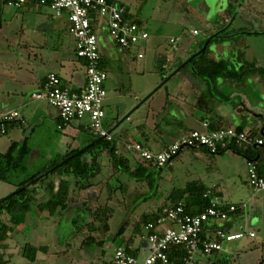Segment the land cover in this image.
<instances>
[{"label":"rangeland","instance_id":"obj_1","mask_svg":"<svg viewBox=\"0 0 264 264\" xmlns=\"http://www.w3.org/2000/svg\"><path fill=\"white\" fill-rule=\"evenodd\" d=\"M118 1L129 7L130 12L137 18L133 19L134 21L139 20V23L145 29H148L150 39L132 47V53L138 54L139 51H142L144 58L139 60L130 57L129 67L124 62L123 53L108 38V26L102 20L100 32L104 38L106 37V40L103 41L104 44L102 43L103 45L101 44L100 48L105 54L104 63L108 73L105 82L107 90V96L104 100L105 125L108 130H112L117 143L123 132L128 135L127 138L130 142H141L155 151H160L162 149L161 145L166 144L167 146L178 140L182 135L176 136L171 131L169 124L162 119L163 114L157 117V124L154 125L157 126V131L145 127L146 123L150 121L154 124L157 114L168 100V93L176 99L177 92L186 86L184 80L189 79L190 74L193 76V67H197L196 63L199 64L205 57L208 58L213 45L227 39L232 43L240 42V39H242L241 34L243 35L244 32L239 33L238 30H235L236 32L230 33L229 31V33L223 34V27H220L217 32L209 35L205 28V19L201 16L205 9L202 0ZM246 1H232L234 6L232 5L229 11L232 16L236 15L235 6H241L243 3L246 5L250 3L254 10L260 11V16L264 15V0ZM41 9L42 11L37 12L26 11L23 32L20 29L15 39L16 44H13L14 52L23 55L31 53V56H33L35 52H43L41 48L44 45L49 47V44L51 45L55 40L51 25H55L58 29L60 19L56 17L55 11L50 7H42ZM254 10L251 12L257 16ZM6 11L13 14L15 9L6 6ZM179 14L187 15V18L184 21L178 20L179 23H174L172 20L178 18ZM49 17H52V19L49 20ZM21 20L22 16L19 20L14 21L16 23L13 25L20 26ZM233 20L235 18H232V22H234ZM260 20H264V17H260ZM214 21L222 22L224 20L223 17H216ZM249 21H251L250 25L252 27L257 25L256 22H253V18H249ZM234 24L237 28V21ZM70 25V22L67 21V27L61 33L67 42H71L73 48V43L76 42L69 29ZM219 26L221 25L219 24ZM260 26V28H256L259 30L251 31L252 35L247 40L262 49L264 48V33L259 31L264 29V25L260 24ZM195 28L200 31L197 36L193 35V30L191 31ZM157 34L169 37L163 40L162 49L154 44ZM256 34L259 36H255ZM177 35L182 38L179 42L181 47L190 45L193 49L196 46L198 47L199 41H204L207 35H209L208 40L214 39L204 57L196 56V63L189 62L176 77L161 86L129 118L124 120L126 114L162 83L165 75L168 76L172 73V66L166 70L161 69V58L158 53H166L165 47L169 43L170 37ZM215 36L225 38L221 40V38H215ZM208 40L205 41V44ZM26 51L28 52L25 54ZM49 52L51 51L45 48L44 53ZM190 54L188 55L184 49H178L172 51L171 56L173 60H176L178 56L188 59L192 55ZM17 63L19 64L20 61ZM17 63L13 62L7 65L8 70H16V73H19L20 67H23V70L26 67L29 69L24 60L22 63L24 65L20 64L18 66ZM217 80L211 82L210 85H212L215 94H220L219 87L216 85ZM7 85L9 84L5 85L3 80H0V90L6 89ZM25 89H27L25 93H29L31 88L26 87ZM189 93L188 101L192 102L194 93L191 90ZM210 93L212 91L208 90L206 92V99H208ZM28 98L29 101L32 100L31 96H28ZM172 102H174L173 99ZM231 103H233V100ZM46 108L56 109L50 107L47 103ZM257 120L263 126V120ZM81 121L84 123L89 122L87 118L81 119ZM78 123L75 120L73 126H77ZM29 125L27 124L24 128L18 129L19 136L2 133L0 130V151H6L13 139H18L21 142L22 137L28 138L31 149L25 158L24 169L20 167L9 172L8 181L0 180V197L8 196L14 192L17 184L25 176L37 173L46 165L49 159L63 156L68 150L78 147L84 148L90 141L98 138L91 129L82 130L79 135L74 133V127L59 129L55 121ZM139 125L145 127L146 135H143L139 130ZM261 128L255 126L243 127L246 131L252 130L255 137L264 139ZM190 131L187 128L183 134ZM155 137L158 141L154 140ZM252 146L245 145L241 149L246 150L248 147L252 148ZM261 148L260 146L259 149ZM95 150H98V148ZM118 150L120 154L124 153L123 150ZM86 155L89 157L90 153ZM101 156H103L101 157L103 170L101 175L93 181L94 184L81 189L74 186L72 196L75 202H78L77 205L73 203L67 210L62 211L60 209L55 214L50 215L47 210H41L39 205L35 207L37 205L35 204L33 209L27 213L24 223L18 225L11 232L6 242L7 247L2 248L6 257L10 259V264H106L107 262L109 264L115 247L120 245L125 238H129L131 234L132 236L136 235L135 225L136 222L142 220L143 214L156 211L157 202L162 203L164 195L175 188H183L188 182L192 181L208 186L218 194L221 200L238 206L245 204L244 209L232 215L234 220L233 231L255 232L254 237L245 235L240 239L224 241L221 250L211 256L200 257L199 264H212L219 259L226 260L229 264H264V191L254 192L249 185V162L242 155L236 154L230 149L223 154H218L210 152L204 146H185L173 159L171 168L168 166L162 170L152 169L151 174L155 179V183L160 184L159 192L155 188H151L147 181H138L127 172L120 171L113 164L106 151ZM126 157L130 158L134 165L137 164V157L132 151L126 152ZM262 164L264 167V162ZM109 214L110 218L108 217ZM3 218L6 219V217ZM106 219L108 227H105ZM89 222H91L90 225H88ZM123 222H125V232L118 234ZM26 242L44 248L38 252L37 261L29 262L22 256L23 246ZM140 245L141 250L137 257L142 260L148 254L149 249L146 237L140 239Z\"/></svg>","mask_w":264,"mask_h":264},{"label":"crops","instance_id":"obj_2","mask_svg":"<svg viewBox=\"0 0 264 264\" xmlns=\"http://www.w3.org/2000/svg\"><path fill=\"white\" fill-rule=\"evenodd\" d=\"M232 1H235V0H202V2L204 3L203 6L205 9L202 12L203 15L201 16L205 19V23H206L205 28L209 35L217 32L218 28L224 27L221 21L220 22L214 21L216 17H223L225 19L224 23L227 24V26H225L224 28L226 31L228 30V33L229 31L230 33L233 31L236 32L235 30H238L239 33L244 32L243 35L241 34L242 39H240V42L232 43L231 41H229V39H227V40H223L213 45L212 46L213 49L208 54V58L214 61H221V60L227 61L230 69H232L233 71L240 72L243 68V70H245L246 73H244L243 76L241 77L239 76L236 78L235 77L219 78L216 82V85L219 87L218 89L220 90V94H217V93L215 94L213 92L214 90H212V85L208 84V82H206L204 79L196 76L194 73H192L193 76L190 74L189 79L184 80V82H186V86H184L177 92L178 95L175 96L176 99L172 98L171 97L172 95L168 93V96H169L168 100L164 103L162 110L157 114L156 121H154V124H152L149 121V123H146L145 127L147 126L150 129L157 131V126L155 127L154 125L157 124V119H158L157 117L160 114H163L162 119H164L165 122L169 124L171 131H173L176 134V136L183 135L184 131L187 130V128H189V130L201 128L202 122L204 121H210L211 125H214L215 127H227V126H235V127L255 126L258 128L262 127L261 132L263 130L262 133L264 134V75L263 74L261 75L259 72H256V71L255 72L250 71L251 68H257V69L259 68L262 71H264V48L262 49L258 48V46H256L255 44H252L251 41L247 40V38L252 35L251 31L259 30L256 28H260L261 27L260 24L264 25V20H260V17H264V15L260 16L261 15V13H259L260 11L256 9L254 10L250 6V3H248L247 5L243 3L241 6H238V5L235 6L236 15L232 16V14L229 13L228 11V8L232 4ZM245 2L247 1L245 0ZM214 5L216 8L214 7ZM6 6L14 8L15 9L14 13L11 14L12 12H7ZM42 7H50V6L47 4L43 5L40 3L32 2L20 8H17V7L11 6L8 3H5L3 0H0V80H3L5 85L7 83L9 84L6 86V89L0 90V112H6L9 110H18L22 113L23 118H24L23 122H20L18 124H11L9 127H7V131H3L2 129L4 128L0 126V130L2 133L15 134L16 136H19L20 132L18 131V129L24 128V126L27 124H30L29 126H32L33 124H38L40 122L46 123L49 121H55L57 122V126H58L61 123L57 109L55 110L51 108L47 109L46 103L50 107H53L52 105H50V103L47 100L35 99V98H32L31 96V94L34 91H36L42 86L43 82L46 79V76L50 72L57 73L62 78L63 83L73 90L81 89L86 83V74H85V63L86 62L84 59L79 58L76 55L75 43H73V48H72L71 42H67L66 38H64V36L61 33L67 27L66 26L67 21L69 22L66 12L62 16H56L58 17V19H60V24L58 26V29H56L55 25L53 26L51 25L52 27L51 30H54L52 32L53 33L52 35L53 37H55V40L53 41L51 45L49 44V47H47V45H44V47L41 48L43 52L41 53L35 52L33 56H31V53H28V55H23V54L16 53V51L15 52L13 51L15 50L13 48V44L14 43L16 44L15 39L17 38L18 32H20V29L23 32L22 28L25 24L24 16L26 15V11H36V12L42 11L41 9ZM253 10L257 13V16H255L253 12H251ZM20 16H22L21 25L20 26L18 25L19 27L13 25L14 23H16L14 21L19 20ZM129 17L132 19H137L131 12L129 13ZM50 18L52 19V17H49L48 19L50 20ZM186 18H187V15L179 14V17L175 18L172 21L174 23H179L178 20L184 21ZM232 18H235V20H233L235 23L237 21V25H238L237 28L234 22H232ZM249 18H253L254 20L253 22H256L257 25H254L252 27L250 25L251 21H249ZM101 24H102V21L100 22L99 29H98V37H99L100 46H102L104 44L103 41L106 40L105 39L106 37L104 38V36L100 32ZM219 24L221 26H219ZM146 30L148 31V29ZM192 30L194 29H191V31ZM263 30L264 29H261L259 32L262 31V33H264ZM199 33L200 31L198 30V34H193V35L197 36L199 35ZM209 35H207V37ZM108 36H109V33H108ZM255 36H259V35L256 34ZM108 38L111 39L113 43L115 44V46L120 49V52L123 53L122 56L124 58V62L127 63V65L130 61L129 60L130 57H132L131 59H139V60L144 58V57L138 58L136 53H132L131 51L132 48H128V49L122 48L110 36ZM155 38L156 39H155L154 44L156 46L158 45L157 47L162 49L163 40L169 37H165L160 34H157ZM171 38L178 39L176 47L171 48V45L169 42L167 46L165 47L166 53L159 52L158 56L162 59V63L167 62L166 58L168 59V62H167L168 66L166 69L172 66L173 67L172 73H173L187 59L183 56H178L176 60L175 59L173 60L171 56L172 51H175L178 49H182V50L184 49V51H186L188 55L190 54L189 52H192L191 54H193L201 49L200 46L203 41H199L198 47L196 46V48L193 49V47L190 45L181 47V43L179 42H181L182 38L180 35L171 36L170 39ZM45 48L49 49L51 52L44 53ZM27 52L28 51H26L25 54ZM101 54H102V62H103L102 65L104 69L106 70L105 63H104L105 54L102 51H101ZM113 55H114V52H113ZM23 60L25 63L28 64L29 69L26 67V69L23 70V67H20L19 73H16V70L14 71H12L11 69L8 70L9 67L7 65H9L10 63L12 64L13 62L17 63L18 61H20L19 64L17 63L19 66L20 64L23 63ZM186 65H184L173 76L166 79V82L163 85H165L169 80L173 79V77H176V75ZM166 69H163V70H166ZM170 75L168 76L165 75V76L169 77ZM216 85L215 87L217 88ZM26 87L31 88L29 89L30 90L29 93H25L27 90L25 89ZM190 90L194 93L192 102L188 101V95L190 94L189 93ZM208 90L210 92L212 91V93H210V95L208 96V99H206L205 96ZM28 96H31L32 98L31 101H29ZM172 99L174 100V102H172ZM232 100H233V103H231ZM174 107H176V109H174ZM137 109H135L134 111H136ZM133 112L129 115V117L133 114ZM251 112H253L256 116L254 117L253 115H251ZM257 119L263 120V126L259 123ZM77 121L79 122L77 126H73L74 124V121H73L69 125L63 126V128H59V127L58 128L63 130L67 127H74L73 130L76 135H79L82 130L90 129V127L88 126L89 122H86L87 123L86 124L82 122L81 120H77ZM104 125H105V121H104ZM141 128H139V130L143 132L142 131L143 128L142 129ZM127 136L128 135H126V133L122 132L120 135V139L117 143L118 154H120L118 149L123 150L124 153L121 155L125 157H126V152H129L126 149V145L128 143H131L128 140ZM24 140L27 141V145L29 146L28 138L22 137L21 142H23ZM154 140L158 141L156 137L154 138ZM13 141L20 142V140L18 139H13L9 143L6 151L8 150L9 146L11 145ZM90 143L91 141L88 144ZM161 147L162 149L165 148L166 144L161 145ZM261 147L262 148L260 149L259 165L261 167V170L264 171V167L262 166L263 165L262 163L264 162V143L263 145H261ZM6 151H0V152L4 153ZM248 162H249V168H250L251 161L248 160ZM172 165H170V168L172 167ZM160 170H162V168H160ZM38 191H41L40 188L38 189ZM216 198L221 203L227 202V201L221 200L219 196H215V198L213 199H216ZM76 203L78 202H75L74 204ZM157 203H158L157 204V207H158L161 204V202L159 201ZM245 207H243L242 209H244ZM27 215L28 214H26L25 219ZM231 220H232L231 230L233 231L234 220L232 216H231ZM143 237H146V236L145 235L144 236H139V235L132 236L131 234V236H129V238H125L124 241L120 245H124V246L127 245L130 249L134 251L136 255H138L141 250L140 239ZM117 247H115V249ZM112 259L110 260L109 264H112ZM217 262H219L220 264H229L228 261L222 260V259L217 260ZM106 264H108V262Z\"/></svg>","mask_w":264,"mask_h":264},{"label":"built area","instance_id":"obj_3","mask_svg":"<svg viewBox=\"0 0 264 264\" xmlns=\"http://www.w3.org/2000/svg\"><path fill=\"white\" fill-rule=\"evenodd\" d=\"M32 2L49 5L56 16L67 13L71 24L70 31L76 42V55L86 62V83L81 89H71L63 83L57 73L50 72L42 86L31 94L32 98L45 99L58 110L61 121L59 128L75 120L87 118L89 127L96 136L107 140L115 139L104 125V100L107 96L105 82L108 73L101 66L99 25L103 20L108 26L109 36L126 49L147 42L150 38L149 32L130 18L128 6L117 0H9L8 4L20 8ZM192 33L198 34V30L194 29ZM177 41V38L169 40L171 48L176 47ZM137 57L143 58L144 53L139 51ZM166 61L168 62L167 58ZM167 62L162 63L163 69L167 68ZM6 121L23 122L24 118L18 110L0 112V122ZM263 143L264 139L255 137L252 130L246 131L235 126L212 128L210 121H204L201 128L183 134L160 151H155L141 142L128 143L126 149L132 151L147 167L164 168L172 165L173 159L185 146H204L212 153H219L232 150L233 147ZM248 183L254 192L264 191V174H261L252 162ZM242 207H245V204H242ZM236 209L235 204L222 207L217 198L212 199L211 204L198 214H189L182 202L165 207L157 218V223L151 222L146 226L148 254L141 260L126 246L120 245L114 251L112 264H179L169 255V251L175 247L185 251L182 264H199L200 257L210 256L221 250L224 241H233L245 235L255 236L254 231L228 232L213 228L214 223L230 220V214ZM206 227L207 234H213L214 238L201 239L200 235Z\"/></svg>","mask_w":264,"mask_h":264},{"label":"trees","instance_id":"obj_4","mask_svg":"<svg viewBox=\"0 0 264 264\" xmlns=\"http://www.w3.org/2000/svg\"><path fill=\"white\" fill-rule=\"evenodd\" d=\"M3 1L8 3L9 0ZM232 5L233 4L229 6L228 11H230ZM223 20L225 21L224 18ZM224 21L221 23H223L224 26H227ZM136 22L139 23L138 20H136ZM222 33H228L224 27ZM215 38H221L222 40L225 37L215 36ZM213 39L214 38L208 40L207 37L202 42L200 48H202L205 45V41L208 40L205 50L197 56L204 57L205 52L208 50V47L210 46V43ZM195 58L192 60V62L196 63ZM102 63L101 66L103 67ZM195 65L197 67H193V73L196 76L204 79L209 84H211V82H215L219 78H236L239 76L241 77V75L246 73L243 68L240 72L233 71L230 69L227 61H214L206 57L201 61V63H196ZM161 69L163 70L162 59ZM250 71H256L261 75H264V71L259 68H251ZM167 78L168 77L165 76L164 80ZM18 123L20 122L6 121L2 123L0 122V126L3 127L5 131H7V127H9L11 124ZM211 126L212 128H220L215 127L214 125ZM141 127L143 128V135H146L145 128L143 126H140V128ZM238 128L243 129L241 126H238ZM99 138L100 137H98L96 140H92L91 143L86 145L84 148L68 150L63 156L49 160L46 165L37 173L25 176L24 179L17 184V188L14 192L8 196L0 198V264H10V259L6 257L5 253L2 251V248L7 247L6 242L9 239L11 232H13L18 225L24 223L26 214L33 209L34 205L37 204L35 207L39 205L41 210H47L50 215L55 214L60 209L65 211L70 208L71 205L75 203L74 197L72 196L74 186L78 188L80 187V189L88 188L89 186H92L94 184L93 181H95V179L101 175L103 170V163L101 161V157L103 156L101 155L105 151L108 153L113 164L120 171L127 172L138 181H147L151 188H155L156 191L159 192L160 184L157 182L155 183V179L151 174V171L154 168L147 167L138 159L136 162L137 164L134 165L130 158L118 154L117 141L115 139L107 140L104 138L98 140ZM260 146L261 145H253L252 148L248 147L246 150H242V147H233L232 150L251 161L253 164H255L258 171L261 174H264V171L261 170L259 165ZM96 148H98V150H95ZM29 152L30 148L27 145L26 140L23 142L13 141L6 152H0V180L8 181L9 172L20 167L24 169V161ZM89 153L90 155L88 157L86 154ZM39 188L41 191H38ZM215 196H218V194L214 190L202 183H196L195 181L188 182L183 188H175L162 197V203L157 207L156 211L143 214L142 220L138 223L136 222L135 234L139 236H147L148 232L146 230V226L151 222L156 224L157 218L160 216L163 208L165 207L174 206L182 202L189 214H198L211 204V201L213 198H215ZM230 204L233 203L223 202L222 207L226 208ZM235 205L237 206V209L230 214V217L232 214L238 213L243 208L242 204L239 206L237 204ZM84 209L86 210V208ZM3 217H6L7 220ZM108 217H111L110 214ZM231 221L232 220L230 219L225 222L212 224V226L213 228H221L222 230L228 232H235L231 230ZM105 223V227H108L107 219ZM90 224L91 222L88 223V225ZM152 231H154V229ZM124 232L125 222H123V224L120 226L118 234ZM200 237L202 240H210L214 238L213 234H207V227L202 231ZM126 247L130 252L134 253V251L127 245ZM43 249V247H38L30 242H26L23 246L22 256L29 262H35L37 261L38 252ZM184 254L185 251L180 247H175L169 251L170 257L176 260L179 264H182V257ZM216 263L217 262H214L212 264Z\"/></svg>","mask_w":264,"mask_h":264},{"label":"water","instance_id":"obj_5","mask_svg":"<svg viewBox=\"0 0 264 264\" xmlns=\"http://www.w3.org/2000/svg\"><path fill=\"white\" fill-rule=\"evenodd\" d=\"M208 43V41L206 42V44ZM206 44L197 52H195L194 54H192L187 60H185L182 65L180 67H178L168 78H170L171 76H173L176 72H178L184 65H186L187 63L191 62L197 55H199L200 53H202L205 48H206ZM167 78V79H168ZM166 82V80L164 82H162L155 90H153L150 94H148L141 102L140 104H138L131 112H129V114H127L124 119L128 118L129 115L135 110L137 109L146 99H148L153 93H155V91L157 89H159L164 83ZM251 115H253L254 117L256 116L253 112H251ZM110 133L112 132V130L109 131ZM263 132V130H262ZM101 139H104V137H100L98 140H101ZM256 146V145H254ZM226 151H222V152H219L218 154H223L225 153Z\"/></svg>","mask_w":264,"mask_h":264},{"label":"flooded vegetation","instance_id":"obj_6","mask_svg":"<svg viewBox=\"0 0 264 264\" xmlns=\"http://www.w3.org/2000/svg\"><path fill=\"white\" fill-rule=\"evenodd\" d=\"M216 264H220L219 262H217Z\"/></svg>","mask_w":264,"mask_h":264}]
</instances>
